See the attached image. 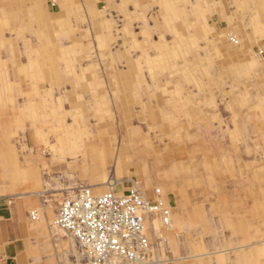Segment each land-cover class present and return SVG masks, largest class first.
Returning <instances> with one entry per match:
<instances>
[{
    "label": "rangeland",
    "instance_id": "obj_1",
    "mask_svg": "<svg viewBox=\"0 0 264 264\" xmlns=\"http://www.w3.org/2000/svg\"><path fill=\"white\" fill-rule=\"evenodd\" d=\"M263 2L0 0V188L39 184L57 211L140 152L178 191L169 227L147 224L155 264H264V238H235L224 221L249 209L246 169L262 159L247 103L264 89ZM60 234L69 264H86Z\"/></svg>",
    "mask_w": 264,
    "mask_h": 264
},
{
    "label": "crops",
    "instance_id": "obj_2",
    "mask_svg": "<svg viewBox=\"0 0 264 264\" xmlns=\"http://www.w3.org/2000/svg\"><path fill=\"white\" fill-rule=\"evenodd\" d=\"M103 1L104 0H99V2L102 3ZM108 4L109 1H107L106 6ZM56 7V10L58 9L60 13L62 11L61 2H56ZM262 7L264 8V5H262ZM227 17L230 19L231 14ZM219 26L221 25L219 24ZM263 26L264 25L257 24L255 31V34L260 35L262 50L264 49ZM240 29L241 28H239L238 31L242 32V29ZM260 66L264 68V59ZM262 83H264V74ZM262 90L264 89H261L262 94L260 95V100L256 102H253L252 100L251 104L247 103V105L252 106L251 111L255 113L257 119L261 120L263 127L264 91L262 92ZM248 92L249 89L246 91V96ZM251 93H253L252 90ZM247 100L248 98H246V101ZM253 129L258 130L259 128L256 126ZM261 150L262 159H260V165L257 168H254L251 166L252 164H249L247 166L248 169H246L251 175V187L249 190L247 188L248 196L251 199L249 202V209L247 208V210L242 211H237L236 209L234 210V212H236L234 217L227 216L224 218L225 225L234 229L236 235L233 236L235 238H240L242 235L243 238H264V230L261 229V227H264V223L262 224L259 219V217L262 216V221H264V143L263 146H261ZM119 156L120 159H116V166L113 171V178L119 182L113 189L116 193H127L132 189H137L147 200L154 201L156 188L153 190V186H162L164 188L167 203L174 209V206L178 201V191L176 192L177 186L167 182V180H165V175L159 173L160 171L157 170V166H159L161 162L157 163V166L153 168L151 164L152 162L145 160L146 158L138 152L135 157L137 163L135 162V164L126 165L127 170L126 168L124 170L120 166L122 160L121 155ZM73 165L74 163L69 164L68 168L71 169ZM64 168L66 170L65 166L62 169ZM103 177L104 176H102V178ZM172 182L175 183L174 181ZM2 183L3 181H0V186ZM97 183L99 182L97 181ZM97 183L89 184L91 187H86L90 189L93 187V189L98 192L102 191V187L107 188L106 186L99 187L98 185L100 183ZM187 184L191 185V183ZM38 186L39 184L37 185L36 183H25L23 186L22 184L17 186L16 190H10L11 192L2 189L3 187L0 188V264H69V262H71L68 258V256L70 257V251L59 248L61 245L64 246L62 243H65L62 242L63 238L60 234L61 232L52 227L53 218H56L58 208L66 198L62 201L59 200V206L56 211L53 202L48 205L41 203V200L39 199L40 189H38ZM78 189H76V191ZM35 190L37 191L35 192ZM109 190L110 189L107 188V191L102 194H105ZM94 193L102 195L97 192ZM49 207L53 208H50L51 212L48 211ZM35 211L41 213L38 214L39 217L37 215L39 218L38 220H33L31 218V214ZM172 219H174L173 221H180L182 225L184 220H186L183 216L176 214V212H172ZM57 232H59V234ZM69 242L71 243V241ZM58 244L59 246L57 248ZM235 250L238 251L239 248L236 247ZM252 251L257 253L258 248L256 250L253 249ZM262 251H264V246L261 248L260 253ZM62 261L65 263H62Z\"/></svg>",
    "mask_w": 264,
    "mask_h": 264
},
{
    "label": "built area",
    "instance_id": "obj_3",
    "mask_svg": "<svg viewBox=\"0 0 264 264\" xmlns=\"http://www.w3.org/2000/svg\"><path fill=\"white\" fill-rule=\"evenodd\" d=\"M155 221L165 227L171 223V206L160 188L149 201L137 189L97 195L82 187L63 200L55 218L57 228L76 241L86 264H155L147 229Z\"/></svg>",
    "mask_w": 264,
    "mask_h": 264
},
{
    "label": "bare ground",
    "instance_id": "obj_4",
    "mask_svg": "<svg viewBox=\"0 0 264 264\" xmlns=\"http://www.w3.org/2000/svg\"><path fill=\"white\" fill-rule=\"evenodd\" d=\"M105 185H106V187L108 188V189H114V187L119 183L115 178H113V179H109V180H106L105 182ZM45 223V222H44ZM54 224H55V222H54ZM44 225V224H43ZM55 226H56V224H55ZM57 227V226H56ZM59 230V229H58ZM60 231V230H59ZM61 232V231H60ZM44 236V235H43Z\"/></svg>",
    "mask_w": 264,
    "mask_h": 264
}]
</instances>
